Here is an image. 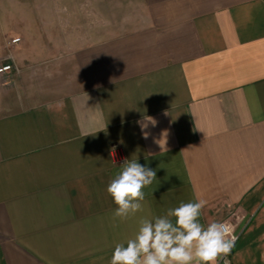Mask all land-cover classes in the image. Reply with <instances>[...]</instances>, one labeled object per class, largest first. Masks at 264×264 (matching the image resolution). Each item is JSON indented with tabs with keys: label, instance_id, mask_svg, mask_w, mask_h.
Listing matches in <instances>:
<instances>
[{
	"label": "crops",
	"instance_id": "obj_1",
	"mask_svg": "<svg viewBox=\"0 0 264 264\" xmlns=\"http://www.w3.org/2000/svg\"><path fill=\"white\" fill-rule=\"evenodd\" d=\"M6 64L0 264H109L197 199L240 235L231 264H264V0H0ZM131 159L156 179L121 221L106 187Z\"/></svg>",
	"mask_w": 264,
	"mask_h": 264
},
{
	"label": "clouds",
	"instance_id": "obj_2",
	"mask_svg": "<svg viewBox=\"0 0 264 264\" xmlns=\"http://www.w3.org/2000/svg\"><path fill=\"white\" fill-rule=\"evenodd\" d=\"M140 124L147 139L148 123L155 119L145 116ZM156 179V171L126 160L109 181L106 191L117 205L113 219L126 220L142 211L144 188ZM205 201L180 202L163 215L143 218L133 238L115 245L109 264H230L227 257L237 237L221 222L200 223Z\"/></svg>",
	"mask_w": 264,
	"mask_h": 264
},
{
	"label": "rangeland",
	"instance_id": "obj_3",
	"mask_svg": "<svg viewBox=\"0 0 264 264\" xmlns=\"http://www.w3.org/2000/svg\"><path fill=\"white\" fill-rule=\"evenodd\" d=\"M13 3L15 4V2L13 1ZM8 4V8L9 10L15 11L16 10V4L11 8L10 6H12V3H7ZM31 4V3H29ZM69 5L71 7H73L74 3L72 2H68V3H56V6H61L60 8H62V6L64 5ZM45 11L48 10V8H44ZM4 27L6 29L7 32H5V34L7 33L9 37H7L6 41H10L11 39V35L14 34V32L19 29V24L17 25V19L16 18H12L10 15L8 17H6L5 19H2ZM3 26V25H2ZM6 34V36H7ZM41 37H44V35H42ZM6 52L8 54H13L14 50H13V46H11L10 44L7 45V49ZM13 70V68H12ZM14 71V70H13Z\"/></svg>",
	"mask_w": 264,
	"mask_h": 264
},
{
	"label": "built area",
	"instance_id": "obj_4",
	"mask_svg": "<svg viewBox=\"0 0 264 264\" xmlns=\"http://www.w3.org/2000/svg\"><path fill=\"white\" fill-rule=\"evenodd\" d=\"M19 41H21L20 37H16V38L12 39V43H18ZM12 68L13 67L11 64H6V65L0 66V74L5 73V72H10V71H12ZM222 223H224L229 228L230 232L237 237V239L235 241V243H236L239 240L240 235L234 231L233 227L228 222H222ZM227 259L231 264V258L228 256ZM220 264H223V261H220Z\"/></svg>",
	"mask_w": 264,
	"mask_h": 264
}]
</instances>
